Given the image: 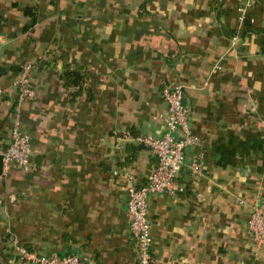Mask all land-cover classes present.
<instances>
[{"label":"crops","instance_id":"obj_1","mask_svg":"<svg viewBox=\"0 0 264 264\" xmlns=\"http://www.w3.org/2000/svg\"><path fill=\"white\" fill-rule=\"evenodd\" d=\"M243 1L0 0L1 156L28 63L36 92L20 109L33 167L0 173V264H34L16 244L137 264L127 190L156 166L138 139L162 134L171 84L199 139L186 160L202 156L203 172L184 167L181 190L148 197L152 264H264L248 230L264 212V0L239 21Z\"/></svg>","mask_w":264,"mask_h":264},{"label":"built area","instance_id":"obj_2","mask_svg":"<svg viewBox=\"0 0 264 264\" xmlns=\"http://www.w3.org/2000/svg\"><path fill=\"white\" fill-rule=\"evenodd\" d=\"M258 0H244L237 8L239 21H243L249 7ZM237 36L233 38V43ZM33 64L28 63L13 81L16 93V111L12 117L10 142L2 153L4 164H12L22 171H30L32 164V149L30 139L22 131L20 109L33 102L36 92L31 87ZM163 99L167 106V116L164 120L161 135H146L138 140L147 146L150 154L156 159L154 170L147 176L142 187L129 186L125 216L129 232L135 244L137 264H152L151 223L148 218V197L150 195L174 194L181 190L176 184L180 170L186 167L193 177H199L203 172L202 156L194 160H186L188 148L199 144V139L193 135L189 126L187 110L183 105L184 87L181 84H171L163 90ZM264 145V135L262 136ZM248 230L255 243L264 241V212L254 206L248 221ZM17 257L21 262L30 261L34 264H88L85 260L75 256H36L26 248L15 245Z\"/></svg>","mask_w":264,"mask_h":264},{"label":"water","instance_id":"obj_3","mask_svg":"<svg viewBox=\"0 0 264 264\" xmlns=\"http://www.w3.org/2000/svg\"><path fill=\"white\" fill-rule=\"evenodd\" d=\"M2 165H3V160H2V156L0 155V173L2 172Z\"/></svg>","mask_w":264,"mask_h":264},{"label":"trees","instance_id":"obj_4","mask_svg":"<svg viewBox=\"0 0 264 264\" xmlns=\"http://www.w3.org/2000/svg\"><path fill=\"white\" fill-rule=\"evenodd\" d=\"M67 76L69 77V74Z\"/></svg>","mask_w":264,"mask_h":264}]
</instances>
